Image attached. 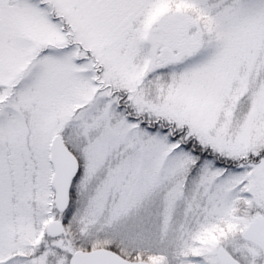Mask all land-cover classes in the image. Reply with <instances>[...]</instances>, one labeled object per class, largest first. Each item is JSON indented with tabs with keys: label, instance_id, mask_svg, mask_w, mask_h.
I'll return each mask as SVG.
<instances>
[{
	"label": "snow or ice",
	"instance_id": "snow-or-ice-1",
	"mask_svg": "<svg viewBox=\"0 0 264 264\" xmlns=\"http://www.w3.org/2000/svg\"><path fill=\"white\" fill-rule=\"evenodd\" d=\"M0 264H264V0H0Z\"/></svg>",
	"mask_w": 264,
	"mask_h": 264
}]
</instances>
